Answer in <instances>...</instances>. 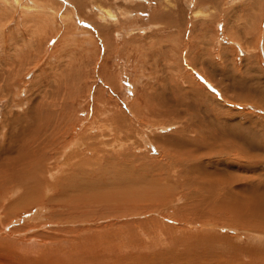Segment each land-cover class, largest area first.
<instances>
[{
  "label": "bare ground",
  "instance_id": "bare-ground-1",
  "mask_svg": "<svg viewBox=\"0 0 264 264\" xmlns=\"http://www.w3.org/2000/svg\"><path fill=\"white\" fill-rule=\"evenodd\" d=\"M124 1L130 4L134 0ZM191 1L197 2V5L200 4L201 1L202 4L209 5L210 7L218 6V3L216 2L217 0ZM218 1L219 3L221 2L220 0ZM164 2L165 5L163 9H157L155 7L154 10H150V15L148 14V10H144L143 7L142 9L140 6H137V8L140 7L141 14L139 15L136 23L139 25V23L144 22L143 19L147 18L146 20H151L155 18L156 15H161L160 10L163 12L165 8V12L166 10L172 11L170 15H173V4L170 3L169 0H164ZM48 5L55 6L56 4H51L50 0H0V65L5 67V73H3V76L0 74V107L4 108L3 112L1 113L2 118L0 120V234H3L2 236L0 235V264H91V252H93L91 250H93V245L94 248H98L99 245H102V249L103 245L107 246V244H109L111 246L116 243V240L122 241L121 236H124V239L128 238L127 241L132 240L131 242H136L139 240L137 237H140V235H143L144 237L150 236L152 239H156L157 242L159 241L156 238L157 231H153V229L152 231H148V227H139L141 224L132 227L134 224H128V222L125 224L124 220L129 219L128 217L131 216L141 215L144 212L157 215L163 211H168L169 213L171 212V214H174L175 212L172 210L174 208L173 203L175 201L181 202L183 197V200H186L187 203L184 206L179 207L180 209L178 210L180 212L177 210L178 213L175 214L182 216V221L184 223L189 218H192V220L195 221V224L200 222L201 219L207 221L206 229L211 228L212 225H209L210 222L220 223L221 227H225V224L237 225L239 227L242 226L241 228H245V231L241 233L236 231L237 233L242 234L244 237L245 235H249V237L254 238V234H260V236L264 237V231H262V229H264V225L261 221V215L264 214V203H261L258 200L262 199L261 196L258 197V199H254V192L257 191L258 187L264 184L262 183L260 185H254L255 180L259 181L261 178L264 179V171L261 170L264 167V158H260L263 157V155L260 157L257 155L254 156V152H260L264 154V122L259 121V123L263 124H259L262 130L258 127L260 130L259 132L257 131L255 133V136L252 128V130H249L248 127H245L247 125H244V127H239L237 125L241 122V120H243V123L250 122L251 120L253 121L254 112L247 111L245 108L246 104H244L247 102L254 103V100L251 98H248L246 102L243 99V101H241L234 99L231 96L228 97V99H220L218 102L215 97L208 95L199 83L193 85L190 79L191 74L185 75V77H183L182 74L180 79L177 78L176 82L173 81L172 78H168L175 83V91L181 92L182 90H185L183 93L189 92L195 96H201L204 100L215 102L217 107H219L217 105L219 104L221 105L220 108L222 107L229 112L243 114V119L240 116V118H237L239 120L241 119L240 122L237 120V122H231V119L230 122L228 121L229 124L226 123L228 133H230L229 130L231 129L234 131L233 134L230 133L226 135L225 129L223 128L225 134H221L219 136L217 135L218 137H207L205 138L206 140H200L197 134V128L193 127L190 121H187L181 117L182 115L178 113L177 110H175V105L173 106L171 104L172 101H170L169 95H166L165 97L167 103L169 104L165 110H153L147 106V115L148 113H152L154 120L149 118L146 120L142 116L143 103L141 104V102H139L140 96H137L136 94L132 101H127L125 105L122 103L118 104L119 107L117 106L116 102L114 103L115 106L112 108H108L107 103L109 99L101 100V104L99 105L98 103L100 102L97 100L98 98H95L93 100L94 105L92 107V111H94V116H92L93 119H91V121L86 124L80 134H76L75 128L80 123L83 124L84 121L80 120V116L77 117V115L75 116L74 114L77 109H74L73 104V102H75V91L74 93L71 92L72 94L70 93V96L72 95L71 98L74 97V99L69 101L65 100L63 89H67L66 85L69 81V73L63 76L62 80L60 79L57 89L53 91L49 97L44 95L43 97L46 98L43 100L39 99V101H32V103H28L30 104L28 105V109H31L32 111H26L23 115H17L16 113L12 112L13 106L8 104V97H11L9 95L12 94V91L10 92V87L12 85L11 78H13L15 73L21 74V68L18 67H26V70H23L24 72L22 73V77L24 75L26 76L30 72V70L33 68V66L30 64L33 53L28 52L27 54L22 53L18 55L17 53L19 52H16V48L13 46L14 54H12L10 52L12 49L11 43L8 44L9 41L5 40V31L3 27H5V25L8 26L9 24L14 23L15 27L18 29L21 25L25 30L27 29L28 36H31L32 39L34 37L37 39L36 35L45 28H51V33L54 35L55 32H58L57 23L55 21L56 9L50 8ZM96 8L99 9L97 11V16L100 17V21H105L107 19L111 20L112 26L107 24V26H98L97 30L99 33H90L92 38H89V34L87 32H77L75 30L72 32L71 27L69 26L70 24L65 25L61 21L63 25H65V29L60 40L62 41L66 38L67 42L69 41L68 37L73 35L75 37L81 38L77 39L81 40L84 47L87 46L89 48L92 46L98 50V54H100L101 50V52H105L107 56H111V41L109 42L104 35L108 31L111 32L110 28H113V30L111 29V33H114V36L116 37L119 36V30L122 28L116 27L115 25L118 21H114L117 20V17L124 21L122 18L130 17V13L123 10L115 13L112 9L109 7H104L102 4L97 5ZM71 9L73 11H69V13L66 14V16H68V20H78L77 14L74 15L76 11L74 5L71 6ZM94 9L95 8H92V10ZM241 9L243 8H240L239 10ZM250 9V7H247L246 11L248 10L247 12H249ZM142 10L146 11V15L142 13ZM251 10L250 12H252ZM251 15L252 14L247 17L248 20ZM59 16H61L60 19L64 21L65 16L60 15L58 12V17ZM166 16H169V13ZM160 18H162V15ZM121 20L120 22L122 23ZM136 23L134 24L136 25ZM188 23L189 21L186 23L184 34H186L188 31ZM131 24H133V22L127 21V23H123L122 26L128 27ZM22 27L20 28L22 29ZM245 27H247L246 30L249 29L248 26L245 25ZM190 28L193 29V27ZM232 28L233 27L230 26L224 27V29H227L226 35L234 39L235 36L233 35L236 32H233ZM103 31L105 32L104 35ZM190 34L193 33L191 32ZM191 37L198 39L197 43L199 44L200 48L203 46V44H205L199 35L196 36L193 34ZM38 40L39 39H37V41ZM70 40L72 39L70 38ZM237 40L239 41V38ZM44 41L42 43L44 48L42 47L40 49L35 47L36 45L33 47V49L36 48L37 51V53L35 52L36 62L34 65H36L40 59H42V55L44 53H48L47 50L51 42H49V39H47L45 42ZM61 41H59V43H61ZM134 41L135 40H131L130 43H137L140 40L137 39V41ZM188 42L191 43V41ZM240 42H242V40H240ZM59 43L56 44L51 52L56 49ZM103 45L105 48L102 47ZM116 45L113 46V50H116L117 56H121L123 47L119 48V45ZM185 46L188 47L189 44H186ZM84 47L83 49H85ZM81 48L82 47H80V49ZM183 50L185 51V49H182L180 53H183ZM34 51L35 49L33 52ZM211 51L213 50L211 49ZM223 51V48L216 51L215 56L222 58L224 56ZM102 58L105 60L104 57ZM99 59L101 60V58ZM57 60L56 63L60 61ZM59 63H61V61ZM189 63H192V61ZM99 64L97 65L98 68L104 69V64H100V66ZM119 64L120 63H118V65ZM212 65H216L213 60ZM119 67L122 66L120 65ZM14 68L17 69L14 71ZM1 70L2 68L0 67V71ZM198 70V72H200L199 75H202L203 78H206V80L209 82L214 83L212 75L207 72L204 66L200 67ZM108 73L113 75L111 79H109L108 75L110 74ZM125 77V72L120 74L116 73V71L107 72L105 70L103 79L99 80H102V84L103 81H106V83L109 82L107 83L108 85L111 83V94L117 97V93L121 94L125 90ZM71 79L72 78H70V80ZM25 86L26 85L22 80L21 85L17 87L16 94L24 92L23 90L27 89ZM184 86H186V88H183ZM91 89H93V86ZM27 90L28 92L26 93H29L30 90ZM61 91L62 94L60 93ZM101 92L104 91L101 90ZM91 93L92 90L89 88L87 101L91 96ZM247 94L250 95V93ZM162 96L161 98H163ZM229 105L233 108L229 109L227 107ZM247 106L249 105L247 104ZM88 107L91 108V102L88 104L86 111L88 110ZM238 107H242L244 110L240 112ZM42 109L44 114H41ZM168 110L173 113L174 118L167 117L170 113ZM27 112H29V114H27ZM78 112L84 113L85 111L78 110L76 111V114ZM103 116H105V118H103L104 120L100 121L98 119L99 123H97L96 118ZM93 123H96V126H94ZM170 124H173L175 127L178 126L179 129L164 135L151 133V131L154 132L157 129L166 131L168 128H171ZM136 126L139 129H137ZM154 128L157 129L152 130ZM95 129L96 131L99 130L98 135H89L90 133L94 132ZM143 131H148L151 133V135L149 136L145 132L143 133ZM104 136L109 137L110 141L107 143L99 141L100 137ZM254 140H256L255 143ZM221 141L222 144L220 145ZM128 144L135 145L136 150L141 146L148 147L149 149L155 148L158 153L157 157L165 158L164 165L161 164L163 165L165 171L163 170L164 172H162V174L157 173L151 177L153 180H150V183H153V185L151 184V187H148L150 186L149 183V185H147L149 188L148 190L146 189L140 191V187H137L138 189L136 190L135 188L134 190L133 184L135 183L132 184L133 188H129V186L124 187L126 184L123 183V190L117 189L122 187H120L122 184L121 182H119L121 184L116 183V189H111V183L105 184L108 179H114L113 172L115 167H112L113 165H111L112 171L110 170L109 172H105L102 170L106 169L104 168L105 165L104 167H101V170L99 169V165L101 163H106V166H108L107 161L110 160L111 162L112 160L115 161L119 158H121L123 161L126 160L128 157H130L128 151H126L128 155H125V153H121L120 149H122L124 146L127 147ZM107 146L109 149L106 151L105 147ZM105 157L108 160H106ZM149 158L154 159L153 156H149ZM131 160L135 162L134 160H138V158H131ZM130 162L131 161H129V163ZM112 163L114 164V162ZM121 163L123 164V162ZM122 164L121 166L123 167L125 164ZM157 164H155V167ZM258 166L261 167L260 170H258ZM108 167H110V165ZM155 167L154 170H158ZM160 167L162 166H159V168ZM140 168H142V166ZM140 168L139 170L141 171ZM93 171H97V174H95ZM135 171L136 170L131 172L133 173ZM143 171L144 170L142 169V172ZM151 171H153V168ZM235 171H239L241 175L234 173ZM103 174H106L103 178H107L104 183L105 185H96L94 182H96V179H102L101 177ZM116 178H118V176ZM122 179H126L125 176H123ZM183 180L184 182L182 183ZM113 181L116 182V180ZM188 184H191L192 187L186 189L185 187L189 186ZM128 185L131 184L128 183ZM147 187L145 185V188ZM92 188H94V190ZM180 188H183L184 190L182 191ZM163 215H161L159 218H167ZM23 220L24 222H27L24 223ZM107 221H111V223L103 224V222ZM152 221L157 222L159 220H155L153 217ZM158 228L160 227L158 226ZM162 231L163 230L158 232L160 233ZM254 231L256 232L254 233ZM260 236L259 239H261ZM236 238L237 237H235V239ZM222 240H224V238ZM250 240L253 241L251 238ZM220 242L222 241L220 240ZM247 244H245V246ZM253 246L254 245L252 244V246H248L249 249H238L231 264H264V261L254 263ZM111 248L113 247L111 246ZM104 251L105 249L103 248L102 251L97 252L104 253ZM114 251L110 252L112 254L111 259L114 257ZM26 256L29 257L30 261L27 262L26 259H24ZM99 258H101V256ZM263 259L264 258H262V260ZM230 260L231 258L229 261ZM218 262L220 263V260ZM120 263L126 264V262L123 261ZM226 264H230V262Z\"/></svg>",
  "mask_w": 264,
  "mask_h": 264
},
{
  "label": "rangeland",
  "instance_id": "rangeland-1",
  "mask_svg": "<svg viewBox=\"0 0 264 264\" xmlns=\"http://www.w3.org/2000/svg\"><path fill=\"white\" fill-rule=\"evenodd\" d=\"M220 1L222 3L221 2L219 3L218 0L216 1L218 3V6L210 7L209 5L202 4L201 1H200V4L197 5V2H192L191 0H169V2L173 4L172 10L174 13L173 15L171 14L172 16L170 15L172 11L166 10L165 12V9H166L165 8L163 12L160 10L161 12L160 14L162 15V18H160L161 15H156V17L151 20H146L147 18L143 19L144 22L139 23L138 25L136 21L138 20L139 15L141 14L140 7L141 8L143 7L144 10H148V14H149L150 10H154L155 7L157 9L158 8L163 9L165 5L164 0H134L130 4L128 2H125L124 0H50L51 4H56L55 6L48 5V7L56 9L55 11L56 20L55 21L57 23L58 32H55L54 35L53 33H51V30H50L51 28L50 29L45 28L43 31H40L39 34L36 35V38L39 39L37 41V39H35L34 36H33L34 37L33 39L31 36H28L27 29L25 30L21 25L19 26L18 29L15 27L14 23L9 24L8 26L5 25V27H3L5 31L4 32L5 40L9 41L8 44L11 43L12 49L10 52L12 54H14L13 46L16 48V52H19L17 53L18 55L22 53L27 54L28 52L33 53L32 59L30 61V64L31 66H33V68L30 70V72L26 76L24 75L22 77V73L24 72L23 70H26L25 69L26 67L25 66L18 67V68H21V74L15 73L13 75V78H11L12 85L10 87V92L12 91L11 92L12 94L9 95L11 97H8V104L13 106L12 112L16 113L17 115H20V114L23 115L24 112L26 111H32L31 109L30 110L28 109L29 107L28 105H30L28 103H32V101H39V99L43 100L44 98L49 97L53 93V91L57 89L60 79L62 80V77L69 73L68 74V76L70 75L69 81L67 82V85H66L67 89H63L65 100L69 101L71 99H74V97L71 98L72 95L70 96V93L71 92L74 93L75 91L76 93V95L74 93L75 102H73L74 109L77 108L76 111L78 110L85 111L84 113L78 112L76 114V111L74 113L75 116L76 115L77 117L80 116L79 117L80 120L84 121L83 124L80 123L75 128L76 134H80V132L83 131L86 124H88L91 121V119H93L92 116H94V111H92L93 110L92 107L94 105L93 100L95 98H98L97 100H99L100 102L98 103L99 105L101 104V100L109 99L107 103L108 108L109 107L112 108L113 106H115L114 103L116 102H117V106L119 107L118 104L122 103L123 105H125L127 101L129 100L132 101L135 98V94L137 96H140L139 102H141V104L143 103L142 116L146 120L148 118L151 120H154L152 113H148L147 115V106L148 108H152L153 110L154 109L165 110L166 107L169 105L165 97L166 95H169L170 101L173 102V103L171 102V104L173 106L175 105L174 106L175 110H177L178 113L182 115L181 117H183L187 121H190L193 127L197 128L196 130H197V134L200 140H203L207 137H218L221 134L222 135L225 134V132H226V135L230 133L233 134L234 131H232L230 128H229L230 133H228V128L226 127V125L229 124L228 121L230 122L231 119H232L231 122L233 121L240 122L241 119L239 120L237 118H240V117L244 118L243 114L241 113L238 114L236 112L234 113L229 112L228 110H225L222 107L220 108L221 105L219 104H217L219 106L217 107L215 102L204 100L203 97L201 96H195L189 92L183 93L185 90H182L181 91L182 93L180 91H175L176 85L173 81L176 82L177 78L180 79V76L182 74H183L182 75L183 77H185V75L191 74L190 79L193 85L199 83L200 86L204 88L206 93L210 96L215 97L218 102L220 101V99H224V98L228 99V97H231V96L234 99H238L241 101L243 100L246 101L248 98H251L252 100H254V103L247 102V101H246L247 103H244L246 104L245 108L247 109V111L254 112L253 121L251 120L250 122L243 123V120H241V122L238 123L237 125L239 127H244V125H247L245 127H248L249 130L252 128L254 132V136H255L256 135L255 133L257 131L259 132V130L261 129L259 124L261 125L262 123H259V121L264 122L263 120L264 119V0H223V1L220 0ZM99 4H102L104 7H109L115 13L119 12L120 10L130 13V17L122 18L125 22L122 21L119 17H117L116 18L117 20L114 21V22L118 21L115 25L116 27L122 28L119 30V36L116 37L114 36V33H111L113 28H110L111 32H109L108 30H105V31H108L106 32V34L108 33L107 34L108 37L103 31L104 32L103 35L105 34L104 35L105 38H107L109 42L111 41L110 42V47H112L111 54H110L111 56L109 55L107 56V54L105 52L104 54L103 52H101V50H100V54H98L97 53L98 50H96L92 46H90L89 48L86 46L88 48L87 49L86 47L83 46V43L81 42V40H78L81 38L75 37L73 35L68 37L69 41L67 42H66V38L62 41L60 40V38H62L65 25L67 24H70L69 26L71 27L72 32H74V30L77 32H87L89 34L88 35L89 38H92V35H90V33L91 34L99 33V31L97 30L98 26H107V25L112 26L111 20L107 19L108 21L107 20L100 21V17L97 16V11L99 9L96 7ZM72 5H74V8L76 9L74 15L77 14L78 20L76 19L68 20V16H66V14H68L69 11L70 12L73 11L71 9ZM137 6H140V7L137 8ZM247 7H250L252 9L250 10L254 12L252 13L250 12V10L249 12H247L248 11V10L246 11ZM92 8H95V9L92 10ZM240 8H243V9L239 10ZM58 12L60 15L65 16L64 18L65 22L62 19H60L61 16L58 17ZM145 12L146 11L142 10L143 14H145ZM167 12L169 13V16H166L168 15ZM250 14L252 15L250 16L251 18L249 17V20H248L247 17ZM120 20L122 21V23L120 22ZM61 21L65 25H63ZM127 21L133 22V24H131L128 27L122 26V24L127 23ZM188 21H189L188 31L186 34H184L185 26ZM134 23H136V25ZM245 25L248 26L249 29L251 28L250 29L251 31L248 29L249 30L248 32V30H246L247 27H245ZM228 26L233 27L232 31L236 32L233 35L235 36L234 39L226 35L227 29H224V27H228ZM20 27H22V29ZM190 27H193V29H191ZM191 32L196 36L199 35V37L203 39V42L205 44H203L201 48L199 47V44L197 43L198 39L191 37L193 35V34H190ZM70 38L72 40H70ZM238 38H239V41L237 40ZM47 39H49V42H51L47 50L48 53L43 54L41 52L43 54L42 59H40L41 62L38 61L37 64L34 65L36 62L35 54L37 53V51H36V48H34L35 51L33 52L34 50L33 47L36 45L35 47H38L41 49L43 47L42 46L43 41L44 40L46 41ZM137 39H139L140 41L137 43H130L131 40L137 41ZM240 40H242V42H240ZM59 41H61V43H59ZM75 41H76V44H75ZM114 41L116 42L117 45H119V48L123 47L121 56H117L116 50H113V46L116 45ZM188 41H191V43ZM57 43H59V45L56 47V49L53 52H51ZM186 44H189V46L186 47L185 46ZM134 46H136L137 48ZM80 47L82 48L80 49ZM83 47L85 49H83ZM102 47L105 48L104 45ZM222 48L224 49L223 51L224 56L222 58L219 56H215L216 51ZM182 49H185V51L183 50V53L181 52L182 53L181 54L180 51ZM211 49L213 51H211ZM51 53H52V56H51ZM188 53H189V56H188ZM102 57H104L105 60ZM99 58H101V60ZM57 59L60 60L61 63H59L60 61H58ZM210 59H212L213 62L216 64L215 66L212 65V60ZM56 60L58 61L57 62L58 64L56 63ZM190 61H192L193 64L189 63ZM98 62L100 64H104V69L98 68L97 66L99 64ZM118 63L120 64L118 65ZM120 65L122 67H119ZM203 66L207 70V72H209L212 75V79L214 80V83L209 82L208 80H206V78L204 79L202 75H199L200 72H198L199 71L198 69ZM0 67L2 68V70L0 71V74L1 76H3V73H5L4 72L5 67H2L1 65ZM16 69L17 68H14L13 70L15 71ZM108 69L109 70L111 69V70L109 71ZM121 69H122V73H121ZM105 70L107 72L116 71V73H120V74H123V72H125L126 74V77L124 80L125 90L121 94L117 93V97L111 94V91H110L112 90L111 83L108 85L107 83L109 82L106 83V81H103V84H102V80L101 81L99 80V79H103ZM55 71L57 73L59 72L60 73L57 74ZM112 76L113 75L111 74L108 75L109 79H111ZM70 78L72 79L70 80ZM168 78L169 79L172 78L173 81L169 80ZM22 80L24 81L26 85L25 87L29 89L30 92L26 93L28 92V90L24 89L23 91L25 93L22 92L20 94L19 93L16 94L17 87L21 85ZM113 85H116V84H113ZM92 86H93V89H91ZM89 88L90 90H92V93L87 101V94H88ZM183 88H186V86H184ZM101 90L104 92H101ZM60 93L62 94V91ZM247 93H250V95ZM44 95L46 97H43ZM161 96L163 98H161ZM90 102H91V108L88 107V110L86 111V108ZM247 104L249 106H247ZM227 107L229 109L233 108L230 105ZM170 109H173V108H170ZM3 110L4 108L0 107V120L2 118L1 113L3 112ZM238 110L241 112L242 110H244V108L241 107ZM168 111L170 113L168 114L167 117L174 118L173 113L170 110ZM27 114H29V112H27ZM41 114H44L43 109L41 110ZM103 118H105V116L96 118L97 119L96 122L99 123V120L103 121L104 120ZM95 124L96 123H93L94 126H96ZM173 126L174 125L172 124L170 126L171 128L170 129L168 128L166 131L165 130L162 131L157 128L156 130L154 128L152 130H156V131L154 132L151 131V133L164 135V134L172 133L175 130L179 129L178 126H176L177 129L175 126L174 127ZM253 126L256 128H254ZM258 127L260 129H258ZM223 128L225 129V132ZM137 129L139 128L137 127ZM98 132L99 130L96 131L95 129V131L90 133L89 135L96 136L98 135ZM144 132L149 136L151 135V133H149L148 131H143V133ZM99 141H103L107 143L108 141H110V138L105 137V136L100 137ZM255 142L256 140H254V143ZM221 144H222V141L220 142V145ZM124 147L120 149V151L121 153H125V155L126 154L128 155L129 153L130 157H128L126 160L123 161L121 158L116 159L115 161L112 160L111 162L109 160L107 161V165L108 166L110 165V167L106 166V163L104 164L101 163L99 165L100 170L102 169L101 167H104L105 165L104 168L106 169H102L105 172L107 171L109 172L110 170L112 171L111 165H113L112 167H115L114 172H113L114 179H111V180L108 179L109 181L107 180V182L105 183L107 178H103L106 175V174H103L101 177L102 179L100 180L96 179V182L94 183L96 185H103L104 183L105 184L111 183L110 185L111 189H114V188L116 189V186H117L116 183L118 184L122 183L120 187L126 184L124 185V187L129 186V188H133L132 184L135 183L133 184L134 190L135 188L137 190L139 187L140 188L142 187L141 189L139 188L140 191L141 190L143 191L146 189L148 190L149 189L148 187H151V184L153 185V183H150L151 182L150 180H153L151 177H153L157 173L162 174V172L165 171L163 167L165 158H162V157L158 158L157 157L158 153L155 148L149 149L148 147L141 146V147H138L136 150V147L133 144L132 145L128 144L127 147L126 146ZM108 149H109L108 146L105 147L106 151ZM126 151H128V153ZM130 154H133V155H130ZM92 155H95V154H92ZM256 155L259 157L263 155V157H260V158H264V154L260 152L259 153L254 152V156ZM149 156H153L154 159L149 158ZM131 158H138V160H134L136 162L135 163L131 160ZM106 160L108 159L106 158ZM260 160H263V159H260ZM129 161L131 162L129 163ZM112 162H114V164ZM121 162H123V164L125 165H123ZM157 162L159 165L157 164ZM257 162H260V161H257ZM121 164L123 165V167L121 166ZM155 164H157L156 167H155ZM141 166L142 168H140ZM159 166H162L160 167L161 169L159 168ZM147 167L148 168L151 167V168L148 169ZM154 167L158 170H154ZM139 168L141 169V171L139 170ZM152 168H153V171H151ZM260 168L261 167L258 166V170H260ZM142 169L144 170L143 172H142ZM134 170L136 171L132 173L131 171H134ZM261 170L264 171V167ZM148 172L151 173V176H150V173ZM94 173L97 174V171H95ZM234 173L241 175L239 171L237 172L235 171ZM121 175L122 177L125 176L126 179H122ZM144 175L146 176L147 179L145 178ZM117 176L118 178H116ZM113 180H116V182ZM126 181H129V182H126ZM183 182L184 180L182 181V183ZM128 183L131 185H128ZM149 183H150V186L147 187ZM262 183H264L263 178H261V180L259 181L257 180L254 181V185H260ZM145 185L147 188H145ZM124 187L122 186L121 188H117V189L123 190ZM189 187H192L191 184L185 188L187 189ZM260 187H258L257 191L254 192V199H258V197L261 196L262 199L261 200L258 199V200L261 203H264V184ZM92 189L94 190V188ZM180 189L182 191L184 190L183 188H180ZM183 198H182V201L180 200L181 202L175 201L173 203L174 208L172 210H174L175 213L180 212L178 210L180 209L179 207H182L187 203L186 200H183ZM175 213L171 214V212L169 213L168 211H163L162 213L160 214L158 213L157 215H155L153 213L144 212L143 214L138 215L139 217L138 216L128 217L129 219L124 220L125 224L126 222H128V224L129 223L134 224L132 227H135L138 224H141L139 225V227L141 226L148 227L149 229L148 231H152L153 229V231H157L156 238L159 241L156 242V239L154 240L150 236L144 237L143 235H140V237H137V239L139 238V240L136 239L137 240L136 242H131L132 240L127 241L128 238L124 239V236H121L122 238L121 237L120 238L122 239V241L116 240V243L111 245L114 249L111 248L109 244H107V246L103 245L102 249L103 248L105 249L104 253L97 252V251H102L101 249L102 245H99L98 248H94V245H93L92 246L93 250H91L93 251L91 252V258H92L91 264H95V263L96 264H119L122 261L126 262V264H217V263L226 264L229 262L231 264L232 260H234L236 251H238V249H241V250H244V248L249 249L248 246H252V244L254 245L253 246L254 263L264 261V259L262 260V258H264V239H263L264 237L260 236V234L259 235L254 234V238L249 237V235L247 236L245 235L244 237L242 236V234H239L245 231L244 230L245 228H241L242 226L239 227L237 225L225 224V227H221L220 223H212V222H210L209 224L210 226L212 225L211 228L206 229L207 221H204L201 219L200 222H197L195 224V221L192 220V218H189L184 223L182 221L183 219L182 216H178ZM161 215L166 216L167 218H164V219L159 218L161 217ZM153 217L155 218V220H159V221L153 222L152 221ZM261 221L263 222V225H264V214L261 215ZM109 223H111V221L103 222V224H109ZM158 226L160 228H158ZM161 230L163 231L159 233L158 231H161ZM231 230H235V231H231ZM254 230L259 231L257 229H254ZM236 231H238L239 233H237ZM256 231H254V233ZM262 231H264V229H262ZM0 235L2 236L3 234H0ZM259 236L261 239H259ZM235 237H237L236 238L237 240L235 239ZM223 238L224 240H222ZM250 238L253 241H251ZM220 240L222 242H220ZM245 244L247 245L245 246ZM122 247H123V251H122ZM225 247L227 250L225 249ZM239 247H243V248H239ZM110 250L111 251L116 250L114 251V254H113L114 257L112 256L113 257L112 259H111L112 254L110 253L111 252ZM95 252L97 255L95 254ZM100 256L101 258H99ZM230 258L231 260L229 261ZM24 259H26L27 262L30 261L29 257L27 256L24 257ZM92 260H94L95 262ZM219 260H220V263L218 262ZM120 264H125V263H120Z\"/></svg>",
  "mask_w": 264,
  "mask_h": 264
}]
</instances>
